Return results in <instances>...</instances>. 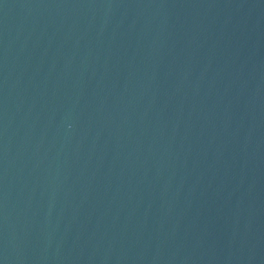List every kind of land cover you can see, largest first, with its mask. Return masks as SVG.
I'll return each mask as SVG.
<instances>
[{
    "label": "water",
    "instance_id": "95a60500",
    "mask_svg": "<svg viewBox=\"0 0 264 264\" xmlns=\"http://www.w3.org/2000/svg\"><path fill=\"white\" fill-rule=\"evenodd\" d=\"M0 264H264V0H0Z\"/></svg>",
    "mask_w": 264,
    "mask_h": 264
}]
</instances>
